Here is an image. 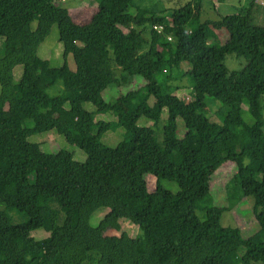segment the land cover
<instances>
[{
	"label": "trees",
	"instance_id": "1",
	"mask_svg": "<svg viewBox=\"0 0 264 264\" xmlns=\"http://www.w3.org/2000/svg\"><path fill=\"white\" fill-rule=\"evenodd\" d=\"M93 1L89 21L77 22L58 0H0V158L6 165L0 171V264H264V23L251 22L256 0L203 21L202 0L134 14L133 0ZM166 20L172 24L163 32L152 28ZM190 21L197 26L188 27ZM53 25L63 45L59 66L38 55ZM218 32L225 35L222 43ZM227 54L243 58L242 67L228 69ZM112 63L142 76L144 86L113 101L98 97L91 111L57 102L64 90H104L116 80ZM183 63L193 88L187 100L160 76L166 66ZM18 64L22 74L14 83ZM58 81L63 91L49 95ZM244 103L251 124L242 117ZM98 114L115 119L96 120ZM182 116L193 126L181 127ZM52 129L77 144L87 160L64 149L43 152L29 140ZM116 129V144L102 141ZM224 134L235 137L229 147ZM226 161L236 165L259 226L227 253L196 212ZM99 207L108 212L91 226ZM121 218L141 233L129 236ZM38 228L48 235L35 239L31 232Z\"/></svg>",
	"mask_w": 264,
	"mask_h": 264
},
{
	"label": "rangeland",
	"instance_id": "2",
	"mask_svg": "<svg viewBox=\"0 0 264 264\" xmlns=\"http://www.w3.org/2000/svg\"><path fill=\"white\" fill-rule=\"evenodd\" d=\"M190 0H133L129 12L134 14L137 9H145L150 12H158L162 9L178 8ZM251 0H202L200 4V21L207 19H217L220 15H227L238 11L239 8L248 4ZM61 7L71 13L73 19L77 22H87L95 11V3L93 0H58ZM256 4L252 11V24L261 26L264 23V0H256ZM198 23L190 21L188 27L195 28ZM35 25V23H34ZM147 31L149 24L146 25ZM217 42L222 43L225 40L223 32H218L216 37ZM38 55L43 59H48L52 66H59L63 61V45L59 40L58 29L56 25L51 27L50 33L42 41L38 47ZM111 55V53H110ZM112 56V55H111ZM244 59L237 57L235 54H227L224 59V65L230 70H237L244 64ZM67 62L71 70L75 69L74 60L71 54L67 56ZM189 67L187 63H183L179 68L169 66L162 69L160 76L168 77V84L175 87V94L184 100L191 97L193 88L185 75V70ZM23 66L16 65L13 68V82L18 83L22 74ZM112 71L116 77L115 82L110 84L104 90L97 92L93 86H86L77 90H64L61 81L47 89V93L51 96L58 95L62 91L61 99L57 102H63L64 105L73 110H88L94 109V104L99 98L106 101H113L118 95L126 93L129 90L137 89L144 86L145 81L140 75H131L120 67L112 63ZM142 92V90H141ZM264 104V98H261ZM149 104H153L152 96L148 99ZM219 103L215 102L207 109V115L210 116L211 111H215ZM166 110L162 112V116L166 118ZM242 117L245 122L251 124V117L246 103L242 105ZM212 118V117H211ZM114 120L115 117L111 114H98L96 120ZM216 120V118H213ZM149 123V122H148ZM181 127L186 124L192 127L193 123L182 116L178 119ZM139 125H144V118L138 121ZM148 125V124H147ZM121 129L106 132L102 141L114 145L119 140ZM224 144L229 147L234 141L233 135L224 134ZM29 140L38 142L43 152H56L64 149L73 154V158L77 161H86L88 155L81 150L77 144H70L56 130L52 129L45 132H40L31 135ZM248 160H246V163ZM5 162L0 158V171L5 168ZM236 165L231 161L224 162L213 173L208 193L198 202L197 214L203 218L207 232L217 242L221 250L225 253L231 251L237 244L239 239L246 238L254 234L259 226L252 212L253 199L250 196L243 194L238 178L236 177ZM150 180L153 177L150 175ZM167 188L173 192L177 189L173 183L165 182ZM155 197H153L154 199ZM108 212V208L99 207L90 217V225L96 226L103 216ZM205 217V218H204ZM121 227L128 233L129 236L135 237L141 233L137 225L131 223L126 218L120 219ZM48 233L42 228L35 229L31 232V236L35 239H41L47 236Z\"/></svg>",
	"mask_w": 264,
	"mask_h": 264
},
{
	"label": "built area",
	"instance_id": "3",
	"mask_svg": "<svg viewBox=\"0 0 264 264\" xmlns=\"http://www.w3.org/2000/svg\"><path fill=\"white\" fill-rule=\"evenodd\" d=\"M172 22L171 20H166L165 23H156L152 25V28L156 30L158 33H161L165 30L166 27L171 26ZM170 39V37H168Z\"/></svg>",
	"mask_w": 264,
	"mask_h": 264
}]
</instances>
